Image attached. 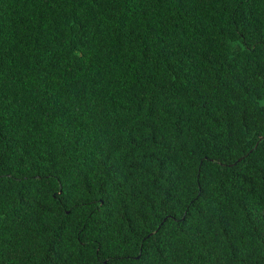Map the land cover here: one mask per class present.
<instances>
[{
  "label": "trees",
  "instance_id": "trees-1",
  "mask_svg": "<svg viewBox=\"0 0 264 264\" xmlns=\"http://www.w3.org/2000/svg\"><path fill=\"white\" fill-rule=\"evenodd\" d=\"M0 264H264V0H0Z\"/></svg>",
  "mask_w": 264,
  "mask_h": 264
}]
</instances>
